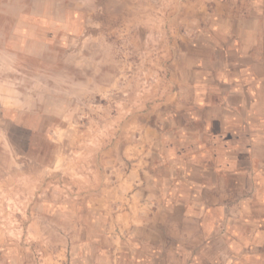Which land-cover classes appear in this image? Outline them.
I'll return each instance as SVG.
<instances>
[{"label":"rangeland","instance_id":"1","mask_svg":"<svg viewBox=\"0 0 264 264\" xmlns=\"http://www.w3.org/2000/svg\"><path fill=\"white\" fill-rule=\"evenodd\" d=\"M263 15L264 0H0V264H131L114 246L134 238L116 225L132 172L160 162L197 62L220 66L229 32Z\"/></svg>","mask_w":264,"mask_h":264},{"label":"crops","instance_id":"2","mask_svg":"<svg viewBox=\"0 0 264 264\" xmlns=\"http://www.w3.org/2000/svg\"><path fill=\"white\" fill-rule=\"evenodd\" d=\"M249 17L229 32L220 66L197 62L190 104L177 110L178 128L165 123L146 181L132 172L116 225L134 238L118 234L114 246L131 264H264V15Z\"/></svg>","mask_w":264,"mask_h":264}]
</instances>
